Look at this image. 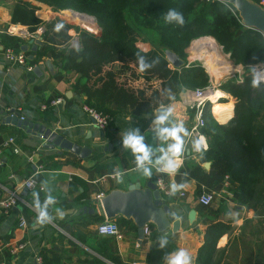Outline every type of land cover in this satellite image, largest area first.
<instances>
[{
  "label": "crops",
  "instance_id": "1",
  "mask_svg": "<svg viewBox=\"0 0 264 264\" xmlns=\"http://www.w3.org/2000/svg\"><path fill=\"white\" fill-rule=\"evenodd\" d=\"M16 1L0 0V198L7 197L28 177H33L39 186L34 190L21 189L18 192V206L7 213L0 212V264H32V253L35 251L45 252L48 264H115L111 260L113 257L118 258L122 264H165V258L181 248L189 253L192 264H195L197 251L204 241V229L207 224L215 221L231 227L230 234L221 235L216 242L218 250L224 249L229 238L239 231L243 221L253 219V210L237 203V196L229 189L228 182L222 181L211 189L198 191L195 181L183 180L184 159L175 173L163 174L172 192V196L165 201L177 215V230L171 229V224H168L160 231L152 224L149 226L150 235H143L139 239L132 219L117 216L112 220L117 223L122 234L120 240L97 233L98 224L102 218L105 219L101 204L95 198L98 193L105 196L111 190H125L130 183L138 182L145 186L149 181L154 182L157 175L155 166L160 164L157 161L164 155L169 144L174 142L162 138L159 135L160 128L182 125L187 132L181 133L185 151L183 158L189 155L187 149L191 145L186 144V141L194 124L187 104L191 89H185L176 100L164 106L168 116L163 123H157L155 111L151 115L125 111L113 116L107 128L99 129L81 109L84 95L80 89L72 87L77 76L63 71L49 53L37 54L43 51L44 24L31 33L27 26L10 22ZM24 1H30L36 6L35 15L43 22L59 17L58 12L71 11H53L41 2ZM225 4L238 13L233 3ZM259 5L264 9V3ZM12 26L16 31L8 30ZM72 33L76 32H69L71 38L74 36ZM5 35L22 38L23 44L40 37L41 45L36 51L31 50V45L23 51L20 49L23 44L7 46L2 40ZM203 38L211 37L202 36L193 42ZM136 45L142 51L154 48L153 44L143 40H138ZM7 48L22 52L26 57V66L31 69L10 63L4 55ZM203 53L198 46L194 49L189 45L185 66L198 62ZM167 66L174 68L169 62ZM34 68H38V71L34 72ZM204 68L207 71L206 66ZM222 94L218 101L227 105L231 103V112L220 119L211 110L212 104L209 109L213 118L225 123L233 116L235 99L227 93ZM55 99L61 101L51 105ZM12 113L31 125L39 124L64 134L67 140L88 147L90 154L79 158L57 147H43L44 141L40 137L4 121ZM137 130L144 137L145 145L151 149L150 162L145 163V167L151 170V175L147 177L143 169L137 166L132 151L123 146V136ZM11 137L13 142L3 146ZM191 158L197 159V156ZM203 191L213 194V201L207 207L198 203V197ZM34 193L38 195L41 207L49 196L55 201L48 205L51 220L45 224L37 223L38 210ZM20 220H25V227L19 226ZM162 238L168 241L164 248L160 247ZM20 241L26 242V247L11 255L8 252L10 245ZM239 248L238 262L254 264V255L249 257L246 253L242 259V246L239 245Z\"/></svg>",
  "mask_w": 264,
  "mask_h": 264
},
{
  "label": "trees",
  "instance_id": "2",
  "mask_svg": "<svg viewBox=\"0 0 264 264\" xmlns=\"http://www.w3.org/2000/svg\"><path fill=\"white\" fill-rule=\"evenodd\" d=\"M35 1L53 11L68 9L95 18L98 33L74 27L58 17L43 22L35 15L36 6L17 0L10 22L27 26L31 33L44 24L43 51L37 54L49 53L63 71L76 75L72 87L82 91L84 104L107 116L109 122L125 111L151 115L158 107L176 100L185 89L207 86L209 76L199 62L185 66L186 49L199 37L214 39L234 64L248 68L264 62L262 34L245 27L238 13L233 14L219 0ZM169 9L184 14L183 27L165 22ZM57 25L63 27L56 31ZM71 28L78 34V47L71 46ZM140 33L153 49L142 51L137 47ZM2 40L9 47L24 43L22 38L10 35ZM166 49L183 60L182 67L167 66ZM141 58L149 65L144 71H140ZM252 82L247 74L242 82L227 79L221 83L220 89L235 99L233 116L220 123L210 114L207 103L203 110L205 122L200 128L207 148L197 159L185 156L182 163L183 180L195 181L198 191L211 189L227 177L237 203L254 213L253 219L244 220L222 250L216 248V242L221 235H229L231 227L221 221L207 224L195 264H241L239 245L242 259L247 253L249 257L254 255V264H264V83L254 87ZM205 162L210 163L208 168L203 166ZM40 253L48 264L46 253ZM111 260L122 264L116 257Z\"/></svg>",
  "mask_w": 264,
  "mask_h": 264
},
{
  "label": "water",
  "instance_id": "3",
  "mask_svg": "<svg viewBox=\"0 0 264 264\" xmlns=\"http://www.w3.org/2000/svg\"><path fill=\"white\" fill-rule=\"evenodd\" d=\"M219 1L233 3L238 10L241 23L245 27L259 31L264 37V9L259 4L250 0ZM29 45H31V50L36 51L41 45V38L30 39L26 44L21 45L20 49L26 51ZM164 52L167 61L174 68L183 66L184 62L177 54L168 49ZM37 71L38 68H34V72ZM164 114L168 116L166 107L160 106L155 109L157 119ZM4 121L40 137L44 141L43 147L45 148L57 147L60 151H70L79 158H85L91 152L88 147L67 140L64 134H58L39 124L31 125L15 113L8 115ZM209 165V162L203 164L205 168H208ZM100 204L107 219H114L117 216L132 219L137 228L139 239L143 238V226L149 223L160 231L165 229L168 224H171L173 230H177L179 226V221L176 220L177 215L160 195L152 181L147 182L145 186L134 182L130 183L125 190H111L100 200Z\"/></svg>",
  "mask_w": 264,
  "mask_h": 264
},
{
  "label": "built area",
  "instance_id": "4",
  "mask_svg": "<svg viewBox=\"0 0 264 264\" xmlns=\"http://www.w3.org/2000/svg\"><path fill=\"white\" fill-rule=\"evenodd\" d=\"M228 7L233 12V14H235V11L233 10V8H231L230 6ZM8 30L16 31L14 26L10 27V29ZM30 37L32 36L30 35ZM4 55H5V58L10 63L24 66L29 70L31 69V67L26 66V57L22 52L16 51L12 48H7L4 52ZM239 67H242L244 69L243 66L239 65ZM249 68L250 70L248 73H245L244 71L239 72L238 77L236 78L235 81L237 83L242 82L243 77L248 74L251 76L252 81H253V78L255 77L261 81L260 83H264V62L250 65ZM212 92H214L212 85H207L204 88L193 89L191 90V94L189 96L190 100L187 103L189 110H192L193 112L194 124L190 128V131L187 136L188 141H186V144L190 143L191 147L188 148L187 151H188V154H191V156H194V157L198 156L203 150L207 148L206 138L200 132V128L204 125V122H205L203 118V110L205 108V105L207 103H210V106H211V104L213 103V101L210 98V94ZM60 101H61L60 99L52 100L51 105H56ZM81 109L86 114H88V116L92 119L94 124L99 129L104 130L105 128H107L108 123H109V119L107 116L97 113L95 110H93L92 108H90L84 103L81 104ZM197 141L201 142V144L203 145L202 151H197L196 148L194 147V144ZM11 142H13L12 137L9 138L3 146H6ZM0 153H1V149H0ZM184 153L185 151L183 152L181 158H179V161L177 163L178 166L182 163V159H184L183 158ZM1 164H2V161L0 159V166ZM155 170L157 172V175L154 177V184L156 185V189L159 191L160 195L164 199L170 198L172 196V192L169 188L167 181L165 180L163 176V174L168 173L164 170V163L161 162L159 165L155 166ZM224 181L227 183V177H225ZM38 186L39 185L37 184V182L34 180L33 177H28L24 179L21 182V184L16 188L15 191L9 193L7 197L0 198V212L7 213L10 210L18 206V203L20 201L18 192L21 189L34 190ZM39 189L41 190L42 187H39ZM180 195H183V193L180 192ZM103 197H104L103 193H98L95 198L100 203V200ZM212 201H213V194L210 191H203L201 195L198 197V203L203 207L209 206ZM25 225H26L25 220H20L19 226L25 227ZM96 230L98 234L111 236V237H114L116 240H120L122 238V234L120 233L117 223L114 222V220L112 219H107L106 217L100 224H98ZM143 235L144 236L150 235V227L148 224L143 226ZM25 247H26V242L20 241V242L10 245L8 252L11 255H15L17 252L23 250ZM32 264H45L43 261V256L41 255L39 251H35L32 253Z\"/></svg>",
  "mask_w": 264,
  "mask_h": 264
},
{
  "label": "clouds",
  "instance_id": "5",
  "mask_svg": "<svg viewBox=\"0 0 264 264\" xmlns=\"http://www.w3.org/2000/svg\"><path fill=\"white\" fill-rule=\"evenodd\" d=\"M164 20L168 24L175 23L176 25L183 27L185 25L184 14L176 9H169L164 16ZM63 25H57L56 31H59ZM149 65L143 63V58L140 61V71H144ZM261 81L257 78H253V86H258ZM167 119V114L161 115L157 119V123H163ZM181 133L187 134L186 129L180 125L171 128H160L159 135L164 139H171L174 141L169 144L166 152L162 155L157 163H164V170L168 173H175L177 171L178 165L176 160L182 156L184 152V139ZM123 146L126 149H130L136 157V163L139 168L143 169L144 175L150 176L151 170L148 167H145L146 162H150L151 149H149L144 143V137L141 136L137 131L127 132L123 136ZM194 147L197 151H202L203 145L201 142L197 141L194 144ZM36 197L35 206L38 210L37 223L45 224L51 220V216L48 212V205L55 203L54 199L49 196L44 205L41 207L38 200V195L33 194ZM168 243L166 238L160 240V247L164 248ZM165 264H192V259L189 253L181 248L178 251L172 252L165 258Z\"/></svg>",
  "mask_w": 264,
  "mask_h": 264
},
{
  "label": "rangeland",
  "instance_id": "6",
  "mask_svg": "<svg viewBox=\"0 0 264 264\" xmlns=\"http://www.w3.org/2000/svg\"><path fill=\"white\" fill-rule=\"evenodd\" d=\"M260 3L263 4L264 3V0H261ZM58 13H59V15L61 17L60 16L59 17L56 16V17L61 18L62 20L66 21L67 23H70L74 27L83 28V29H86V30H89V31L95 32V33H98L99 32V27L97 26L96 20H95V18L93 16L87 15L85 13H79L78 15H80V16L85 15V17L87 19L89 18L87 22H80V19H78V17H76L78 19V21L77 20H74V19L73 20L68 19V15H71V14H69L68 11H62V12H58ZM71 13H73V12H71ZM76 13L77 12H74V14H76ZM81 14H83V15H81ZM72 30H74V32H76V30L73 29V28H71L69 30V32H71ZM75 34H77V32L76 33H72V35H74V36H72V38H71V46L78 47V45H79V42H78V34L77 35H75ZM142 39H144L143 38V34L140 33V35L138 37L139 42H141ZM194 43L195 42H193V40H192L191 43H190V46L192 45V47H193L194 46ZM198 45H199V49H201V52L202 51H205V49L203 48V46H204L203 44L201 45V43L198 42ZM215 45L217 46V55H218V57L220 58L221 61H224V62L227 61L228 64L232 65L231 66V69H229V65L227 63L221 62V64H219V66L216 67L219 74L214 73V71L211 72L212 70L211 69H208V67H209V62H210L211 59L214 62V60H213L214 57L213 58L210 57L209 50H206L205 53L202 54L201 59H199L198 62L201 64L202 67L203 66L205 67L206 66L205 64H207V66H206L207 71H206V69L204 67L203 68L205 69V71L208 73V76H209V84L208 85H212L214 91L217 90L218 92H221L222 93L223 91L220 89L221 83H223L227 79H233V80L235 79L236 80V78L238 77L239 72L244 71L245 73H248L249 70H250V68L249 67L247 68V67H245V66H243L241 64H234L229 59V57L226 56L222 52L221 47L219 45H217L216 42H215ZM196 48H197V46L195 45L194 49H196ZM256 64H258V63H256ZM239 65L240 66H243L244 69L242 67H239ZM215 66H216V64H215ZM201 88H204V87H201ZM233 100H234V98H233ZM234 103H235V101H234ZM234 103H233V105H234ZM228 104H231V103H228ZM211 110H212V108H211ZM209 111H210V109H209ZM220 119H224V118H220Z\"/></svg>",
  "mask_w": 264,
  "mask_h": 264
},
{
  "label": "bare ground",
  "instance_id": "7",
  "mask_svg": "<svg viewBox=\"0 0 264 264\" xmlns=\"http://www.w3.org/2000/svg\"><path fill=\"white\" fill-rule=\"evenodd\" d=\"M69 12V11H68ZM69 14H71V15H68V19H70V20H77L78 21V19H80V22H87L88 21V19L85 17V16H80V15H76V14H74V13H71V12H69ZM76 17H78V19L76 18ZM90 22V21H89ZM85 24V23H84ZM195 43H194V46L193 47H195V45L196 46H198L199 47V45H198V42H200L201 43V45L203 44L204 46H203V48L205 49V51L206 50H209V52H210V57L211 58H213V60H214V62L212 61V59L210 60V62H209V67H208V69H211L212 71L211 72H213L214 71V73H217V74H219L218 73V70H217V68L216 67H218L219 66V64H221V62H224V61H221L220 60V58L218 57V55H217V46L215 45V42H214V40L213 39H211V38H203V39H199V40H196V41H194ZM193 49V48H192ZM205 51H203L204 53H205ZM221 55V54H220ZM199 58V57H198ZM217 61V62H216ZM207 63V62H206ZM224 63H227V61H225ZM215 64H216V66H215ZM228 64V63H227ZM229 65V69H231V66L232 65H230V64H228ZM207 66V65H206ZM215 66V67H214ZM222 66V65H221ZM220 91V90H219ZM223 96V94L221 93V92H218L217 90H215L214 92H212L211 94H210V98H211V100L213 101V103H212V111H214L213 113L215 114V116H217V117H219V118H225L226 117V115L227 114H229L230 112H231V105L230 104H221L218 100V98H221ZM215 105V106H214Z\"/></svg>",
  "mask_w": 264,
  "mask_h": 264
}]
</instances>
